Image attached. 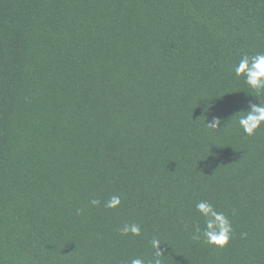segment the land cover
<instances>
[{
    "label": "trees",
    "instance_id": "trees-1",
    "mask_svg": "<svg viewBox=\"0 0 264 264\" xmlns=\"http://www.w3.org/2000/svg\"><path fill=\"white\" fill-rule=\"evenodd\" d=\"M256 52L264 0H0V264H125L153 236L167 264H264V126L236 124L232 70ZM203 199L223 249L192 239Z\"/></svg>",
    "mask_w": 264,
    "mask_h": 264
},
{
    "label": "clouds",
    "instance_id": "clouds-1",
    "mask_svg": "<svg viewBox=\"0 0 264 264\" xmlns=\"http://www.w3.org/2000/svg\"><path fill=\"white\" fill-rule=\"evenodd\" d=\"M234 75L242 78L245 85L250 90L248 97L254 99L249 100L246 109L236 112V124L243 133L252 137L257 134L258 130L264 126V101L260 97L264 96V52H256L254 55L242 53L237 63L233 66ZM221 125L219 117H212L210 122L206 123V127L213 131H221L224 127ZM93 207L100 205V200L92 199L89 201ZM121 204L119 195L111 196L104 202L106 209L118 208ZM83 210L77 209V214ZM195 211L202 219V225L197 223L194 225L192 239L203 241L209 246L223 249L229 244L233 235L231 220L223 212L218 211L214 204L208 199H203L195 204ZM122 236L140 237L141 226L138 223H124L119 228ZM246 235V234H245ZM152 249L149 258L133 257L125 261V264H167V256L165 249H161V240L153 236L150 240Z\"/></svg>",
    "mask_w": 264,
    "mask_h": 264
}]
</instances>
